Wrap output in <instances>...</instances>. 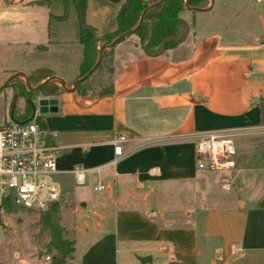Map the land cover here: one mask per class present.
Listing matches in <instances>:
<instances>
[{"label": "crops", "instance_id": "crops-1", "mask_svg": "<svg viewBox=\"0 0 264 264\" xmlns=\"http://www.w3.org/2000/svg\"><path fill=\"white\" fill-rule=\"evenodd\" d=\"M24 1L0 0V86L16 72L32 86L49 76L72 83L80 76L69 81L49 63L57 46L76 41L82 59L78 36L63 39L50 28L16 23L25 15ZM122 1L87 0L86 23L102 34L113 32ZM215 1L202 6L210 5L200 11L207 26L201 35L192 32L193 45L181 39L155 55L143 52L138 35L128 43L122 39L106 68L98 69L109 75L99 91L52 83L57 111L36 114L56 132L51 141L61 148L54 174L73 176L80 165L85 182L94 189L104 185L78 219L88 203L73 205L74 247L63 264H134L133 258L135 264H264V164H246V151L264 147V5L256 11L249 0H219L215 11ZM17 78L24 80L11 81ZM19 84L13 92L23 85L28 91L25 80ZM232 130L249 139L235 155L236 173L215 176L198 168L186 139ZM120 135L118 156L114 141ZM239 172L244 184L236 192L232 181ZM160 196L190 197L197 205L175 213L162 207Z\"/></svg>", "mask_w": 264, "mask_h": 264}, {"label": "rangeland", "instance_id": "rangeland-1", "mask_svg": "<svg viewBox=\"0 0 264 264\" xmlns=\"http://www.w3.org/2000/svg\"><path fill=\"white\" fill-rule=\"evenodd\" d=\"M236 1L239 2L242 0ZM218 2L219 0H216L214 3L213 9L215 11L217 10L216 6L218 5ZM249 2L251 8L256 11L261 10L264 5V0L261 2L249 0ZM23 6L26 7L24 11L25 15L20 19H17V22H14L22 25H30L32 27H40L45 31H48V28H50V31L53 33L51 35L60 36L63 39H77L78 21L75 8L71 3L65 7L63 0H25ZM64 14L66 15V20L60 18ZM179 16L186 22V27L181 33H183L186 28L188 29L182 40L193 45L194 39L192 38V32H195L196 36H198L201 35V33L203 34L206 29L207 23L203 18L204 13L183 9L179 12ZM4 23H6V21H4ZM195 27L197 28L196 31ZM136 37L137 34L132 33L126 36L123 40L127 39L126 43H128L136 39ZM69 41L70 40H68V42ZM57 48H59L60 51L54 52V57L49 63L50 69L71 81L80 74L81 56L79 52V44L76 41L74 44H67L61 47L57 46ZM167 55L168 54H163V57H167ZM33 61L36 62V59ZM108 81L109 75L106 69H97L86 79V91L97 92L108 85ZM17 82L20 83L19 85L24 84L23 79L17 78L10 81L0 90V126L12 121L10 117V107L14 94L13 87ZM47 86H50V93L56 92L54 89L55 84H49ZM39 92L43 94L46 93L45 90H40ZM31 94L33 98L34 94ZM27 102L28 98H26V96L17 94L13 108V116L15 118L23 119L27 116L23 111ZM233 141L236 149L235 155L239 157L241 152L245 149L244 146L247 145L245 143H248L249 139L246 135H238L233 137ZM246 153L248 155L246 164L253 165L256 161H261V164H264V147L251 148L250 151H246ZM237 168L238 166L233 170L210 169L208 171L215 176L225 172H229L233 176V174L236 173ZM241 177L242 172H239L232 181L233 189L236 190V192H238L237 184H244L241 182ZM38 179L43 180L46 183L55 184L58 190L63 193L62 198L58 201L57 224L60 228V236L67 241H72L70 247L72 250L63 256V261L66 262L68 258L72 256L73 252L76 218H80L81 215L84 213L86 214L89 211L91 207L89 199L98 193V191L93 188L92 183L89 181H86L83 185L76 184L74 176H67L64 178L61 175L48 173L39 176ZM212 187H214L215 190L223 192V190L219 189V186L216 183H213ZM247 192L246 189V193ZM159 198L160 204L163 208H174L175 213H177V211H180L181 214L187 213L188 211H192L197 205V202L190 197L181 200L170 198L169 196H160ZM80 199L81 202H87L88 207L86 209L82 208L75 218L72 208ZM41 214V211L34 212L21 208H14L7 210V212L0 217V264H53V258H62L61 254H59L56 248L50 243V241H52L51 232L46 229H41V226L39 225ZM64 262H62V264ZM133 262L134 264L136 263L135 258H133ZM68 264L70 263L68 262Z\"/></svg>", "mask_w": 264, "mask_h": 264}, {"label": "built area", "instance_id": "built-area-1", "mask_svg": "<svg viewBox=\"0 0 264 264\" xmlns=\"http://www.w3.org/2000/svg\"><path fill=\"white\" fill-rule=\"evenodd\" d=\"M39 117L34 114L27 121H11L0 126V217L14 208L44 211L63 196L55 184L38 179L41 175L57 172V160L61 155V148L51 141L56 132L47 129ZM242 133L239 130L207 131L187 138L194 145L196 166L201 169L233 168L236 154L233 137ZM124 138L120 135L114 141V152L118 156L121 155L119 142ZM71 171L75 183L83 185L86 169L76 165ZM229 184L225 181L223 187ZM102 188V184L95 187Z\"/></svg>", "mask_w": 264, "mask_h": 264}, {"label": "trees", "instance_id": "trees-1", "mask_svg": "<svg viewBox=\"0 0 264 264\" xmlns=\"http://www.w3.org/2000/svg\"><path fill=\"white\" fill-rule=\"evenodd\" d=\"M65 7L71 3L75 8L78 20V41L82 45V59L80 64L79 76L86 73L93 65L98 47L103 42H110L114 37L123 31L133 27L140 16L141 11L150 3L156 0H123L118 7L116 13V29L113 32L100 33L95 27L90 26L85 21V9L87 0H63ZM207 0H189L191 6L202 7L206 5ZM184 0H165L160 5L150 9L139 28L134 32L138 35L140 42L147 43V50L155 53L160 49L162 41L169 36L180 34L186 27V22L179 16V12L183 10ZM66 15L60 18L65 19ZM181 39H171L167 42L166 48L177 45ZM113 47L105 49L102 56L101 64L98 69L109 63V55ZM108 70L111 71V68ZM86 79L78 83L76 90L80 92L86 91ZM50 86H45L41 90H45V94L50 93ZM20 95L28 96L31 92L27 91L24 86L18 90ZM26 118V116L24 117ZM40 118V117H39ZM57 208L58 202H54L48 209L41 211L39 225L41 229L49 230L52 234L50 243L56 248L62 258H53V264H62L63 256L72 249V241H67L60 236V228L57 224ZM10 210V209H9Z\"/></svg>", "mask_w": 264, "mask_h": 264}, {"label": "water", "instance_id": "water-1", "mask_svg": "<svg viewBox=\"0 0 264 264\" xmlns=\"http://www.w3.org/2000/svg\"><path fill=\"white\" fill-rule=\"evenodd\" d=\"M165 0H156L152 3H150L149 5H147L140 13V16L138 18V21L137 23L123 31L122 33L118 34L116 37H114L110 42H105V43H101L100 46L98 47V51H97V56H96V59L93 63V65L90 67V69L84 73L83 75H81L80 77H78L77 79H75L72 83H67L66 81H64L63 79L59 78V77H56V76H49L47 77L44 81L32 86L29 82V79L28 77L23 73V72H16V73H13L11 74L6 81H4V83L0 86V90L7 85L8 82H10L12 79L16 78V77H23L24 80H25V84H26V87L27 89L34 94V97L31 98V99H28V102L29 105H30V115L28 117H26L25 119L23 120H20L18 118H15L13 116V108H14V105H15V99H16V96L18 94V92H14L13 94V97H12V101H11V107H10V117L12 119V121H27L29 120L34 114H44V113H48V112H55L57 111V99L56 97L53 96V94H43L41 92H39L43 87L49 85V84H52V83H57L61 86H63L64 88H67L69 90H74L77 86L78 83L82 82L83 80L87 79L88 77H90L92 75V73H94L99 65L101 64V61H102V56H103V52L105 49H110L111 47H113L114 45H116L118 42H120L122 39H124L126 36L134 33L138 28L139 26L142 24L143 20H144V17L146 15V13L160 5L162 2H164ZM212 3V0L210 2V5ZM210 5L208 7H198V6H191L189 4V0H184V7L185 9L187 10H193V11H207L210 7ZM188 31V29L186 28L185 31L183 33H180V34H176V35H173V36H169V37H166L162 43H161V46H160V49L158 51H156L155 53H150L148 50H147V43L144 42V45H143V49L145 51V53L147 54H160L162 53L165 49H166V44L169 40L171 39H182L186 32ZM146 260V257H140L139 258V261L140 262H145Z\"/></svg>", "mask_w": 264, "mask_h": 264}, {"label": "flooded vegetation", "instance_id": "flooded-vegetation-1", "mask_svg": "<svg viewBox=\"0 0 264 264\" xmlns=\"http://www.w3.org/2000/svg\"><path fill=\"white\" fill-rule=\"evenodd\" d=\"M26 98L31 99L32 98V94H29ZM24 112H25V115H27L26 117H28L30 115V105H29V103H26Z\"/></svg>", "mask_w": 264, "mask_h": 264}]
</instances>
